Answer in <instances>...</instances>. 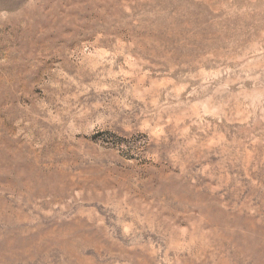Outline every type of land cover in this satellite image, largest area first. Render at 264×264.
<instances>
[{
	"label": "rangeland",
	"instance_id": "rangeland-1",
	"mask_svg": "<svg viewBox=\"0 0 264 264\" xmlns=\"http://www.w3.org/2000/svg\"><path fill=\"white\" fill-rule=\"evenodd\" d=\"M0 264H264V0H0Z\"/></svg>",
	"mask_w": 264,
	"mask_h": 264
}]
</instances>
